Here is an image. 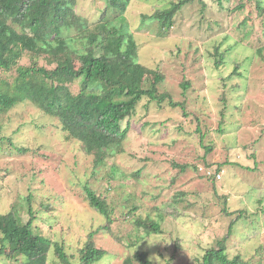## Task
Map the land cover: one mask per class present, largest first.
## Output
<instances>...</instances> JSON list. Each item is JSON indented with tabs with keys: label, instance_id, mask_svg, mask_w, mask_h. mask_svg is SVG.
<instances>
[{
	"label": "rangeland",
	"instance_id": "rangeland-1",
	"mask_svg": "<svg viewBox=\"0 0 264 264\" xmlns=\"http://www.w3.org/2000/svg\"><path fill=\"white\" fill-rule=\"evenodd\" d=\"M170 1L132 0L125 20L140 63L164 73L160 93H170L175 102L187 100V118L168 101L159 105L144 98L132 117L124 153L115 155L113 145V158L96 173L93 157L83 154L80 143L67 140L58 121L30 102L19 103L1 119L12 144L0 145V214L15 205L22 209L24 198L32 194L39 211L35 232L62 244L72 264L80 263V250L91 233L96 247L108 252L97 264H125L136 253H146L152 264H201L206 250L217 248L231 226L225 242L230 256L241 254L252 264H264V54L257 53L264 46V13L257 0H223L221 5L194 0L164 37L157 20L142 18L169 7ZM91 2L106 8V1L79 0V12L93 19ZM218 50L226 51L221 68L216 66ZM237 64L242 76L228 80L225 89L239 87L226 92L227 99L234 93V100L225 105L221 78ZM14 76L4 78L12 83ZM187 80L196 88L185 92L181 83ZM207 146H212L208 153ZM15 147L30 152L17 156ZM205 162L224 164L221 180L207 179L204 171L211 173V168ZM112 167L126 179L107 182ZM142 167V177H136ZM86 183L112 211L110 231L101 230L108 220L90 207ZM179 193L185 194L183 201L170 206ZM134 207L138 210L133 214ZM22 216L25 222L30 218ZM137 218L159 223L160 232L147 235ZM0 264L15 263L1 257ZM37 264L66 263L52 251Z\"/></svg>",
	"mask_w": 264,
	"mask_h": 264
},
{
	"label": "trees",
	"instance_id": "trees-1",
	"mask_svg": "<svg viewBox=\"0 0 264 264\" xmlns=\"http://www.w3.org/2000/svg\"><path fill=\"white\" fill-rule=\"evenodd\" d=\"M105 1L106 8H97L90 3L93 14V19H90L79 12V0H0L1 146L12 144V139L3 134L4 124L1 119L19 103L30 102L45 115L58 121L67 140L80 143L83 154L93 157V171L96 173L97 169L107 165L109 158H113L110 153L113 145L115 155L124 153V142L133 129L132 117L144 98H148L150 102L156 101L159 105L168 101L170 107L181 108L182 116L188 117L187 100L175 102L170 93H160L159 85L166 80L164 73L158 68H148L139 61L136 39L125 20L132 0ZM222 1L218 0L219 4ZM193 2L194 0H172L169 7L144 14L142 21L157 20L166 37L179 14ZM262 5L263 1L257 0L260 14L264 13ZM242 7L245 6L240 8ZM220 52L218 50L220 61L216 60L217 68L224 66L226 51ZM257 53L264 54V46ZM241 67L240 64L235 65L227 78H221L224 90L221 101L225 105L234 100V93L228 99L226 94L239 87L238 84L232 85L227 92L225 83L241 77ZM186 71H189L187 67L184 68V72ZM7 74H15L12 83L4 78ZM181 86L185 92L196 88L191 80L183 81ZM75 88L78 90L73 91ZM234 107L238 108L236 105ZM221 114L225 120V112L222 111ZM125 118H129V121L123 125ZM223 124L224 121H221L220 133L225 131ZM204 137L205 134L201 136L202 139ZM211 150L212 146H207V153ZM15 152L17 156H22L30 151L15 147ZM205 164L207 168H211V173L204 171L207 179H222L223 163L218 167ZM225 164L234 165L230 161ZM235 166L240 164L235 163ZM176 167L180 166L176 164ZM214 168L215 172H212ZM255 169L256 167L250 170ZM143 171L142 167L135 176L142 177ZM108 176L107 182L126 179L116 167L111 168ZM213 190L217 195L214 182ZM84 192L90 207L108 220V224L102 226L101 230L110 231L112 211L88 183L85 184ZM184 195L177 194L169 205L182 202L184 198L180 197ZM137 210L134 207L131 213L134 214ZM38 212L33 206L31 194L24 198L22 209L15 205L7 214H0V258L7 257L15 264L19 259L22 264H37L53 251L62 262L72 264L62 244L35 232ZM240 213L243 217L245 212ZM23 214L29 215L28 221L25 222ZM136 224L147 235L158 234L161 230L159 223H148L147 219L137 218ZM232 233L231 226L217 248L206 250L201 264H252L241 254L230 256L225 242ZM94 234L89 235V240L80 250L79 264H97L108 255L107 251L97 248L93 243ZM134 261L152 264L146 253H136L125 264H133Z\"/></svg>",
	"mask_w": 264,
	"mask_h": 264
}]
</instances>
